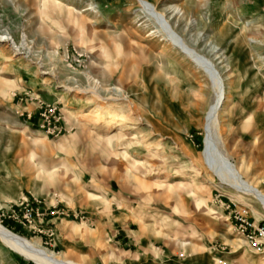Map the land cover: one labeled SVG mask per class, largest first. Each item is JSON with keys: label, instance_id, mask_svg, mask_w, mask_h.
Segmentation results:
<instances>
[{"label": "rangeland", "instance_id": "1", "mask_svg": "<svg viewBox=\"0 0 264 264\" xmlns=\"http://www.w3.org/2000/svg\"><path fill=\"white\" fill-rule=\"evenodd\" d=\"M146 1L0 0V223L82 264H264L238 219L264 226L262 204L205 155L212 80L154 14L223 78L218 159L264 192V0ZM89 188L101 206L68 210ZM0 264L37 263L0 238Z\"/></svg>", "mask_w": 264, "mask_h": 264}, {"label": "bare ground", "instance_id": "2", "mask_svg": "<svg viewBox=\"0 0 264 264\" xmlns=\"http://www.w3.org/2000/svg\"><path fill=\"white\" fill-rule=\"evenodd\" d=\"M139 1L147 12L153 13L155 9L150 2L146 0ZM154 14H156V19L160 22L164 30L169 35L171 42L175 46V48L181 50L191 60L201 66L212 80L213 87L215 90V96L207 115V136L205 139V155L207 156L210 164L223 181L235 185L239 190H241L245 194L253 195L255 198L258 199V201L262 204L264 208V192L261 191L259 188L254 187L248 182L242 180L237 174H232L229 169L226 168L221 163V161H219L217 156L218 147L224 145L220 133V124L218 117L220 103L224 95V83L222 80L223 78L218 74L211 61L207 60L206 58L196 53L194 50L182 44L178 36L172 33L169 25L165 22L161 14L156 12H154ZM98 108L99 109L93 114V116L91 115L94 121L100 122L101 124L108 125L110 127H123L130 124V117L126 116L125 113L113 110L109 106H104L100 104L98 105ZM222 110L223 111L221 113L223 114L227 112V108H224ZM0 238L7 246L11 247L15 251L20 252L21 254L33 260L37 264H82L78 261L61 259L54 253L48 252L44 248L37 246L34 242L30 241L29 239L11 232L1 223Z\"/></svg>", "mask_w": 264, "mask_h": 264}, {"label": "built area", "instance_id": "3", "mask_svg": "<svg viewBox=\"0 0 264 264\" xmlns=\"http://www.w3.org/2000/svg\"><path fill=\"white\" fill-rule=\"evenodd\" d=\"M56 114V107L50 105L45 106L40 113L48 125L51 122V119L55 118ZM38 210L39 209L32 207H25L22 215L23 219L28 223L33 222L36 217L42 215V213H39ZM238 219L240 220L239 227L241 228V232L246 237L249 245L253 248H256L260 253H264V226L250 223L244 217H240Z\"/></svg>", "mask_w": 264, "mask_h": 264}, {"label": "crops", "instance_id": "4", "mask_svg": "<svg viewBox=\"0 0 264 264\" xmlns=\"http://www.w3.org/2000/svg\"><path fill=\"white\" fill-rule=\"evenodd\" d=\"M95 198H91V197ZM96 197H101L100 199V202L104 201L105 200V196H101L98 194V191H96V189H88L86 190V192H81L80 191V195L78 196V200L76 201L74 198H71V200L69 199V204L67 203H64L65 206L68 208V210H71V211H77L78 209H81V208H97L99 206H101L100 204H98L97 200H96ZM108 199V198H107ZM90 200H92L93 202H91ZM122 200L123 198L119 195V194H113L112 197H111V201H110V205H111V211L109 214L106 213V215H108L109 217V220L110 221H114V220H117L118 217L116 218L114 215H113V210H114V206H116L117 208H120L121 207V204H122ZM107 211V210H106ZM101 218V216H100ZM120 227V226H118ZM120 231V234H123L124 236H126V234H129L130 232H132V229L130 228H126L124 226L123 223H121V228L119 229Z\"/></svg>", "mask_w": 264, "mask_h": 264}]
</instances>
